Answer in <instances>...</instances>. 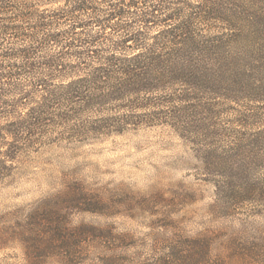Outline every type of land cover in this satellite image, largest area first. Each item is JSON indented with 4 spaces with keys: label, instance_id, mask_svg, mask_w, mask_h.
I'll return each instance as SVG.
<instances>
[{
    "label": "rangeland",
    "instance_id": "1",
    "mask_svg": "<svg viewBox=\"0 0 264 264\" xmlns=\"http://www.w3.org/2000/svg\"><path fill=\"white\" fill-rule=\"evenodd\" d=\"M245 50L188 103L152 99L186 105L178 127L54 130L0 163V264H264V54Z\"/></svg>",
    "mask_w": 264,
    "mask_h": 264
},
{
    "label": "trees",
    "instance_id": "2",
    "mask_svg": "<svg viewBox=\"0 0 264 264\" xmlns=\"http://www.w3.org/2000/svg\"><path fill=\"white\" fill-rule=\"evenodd\" d=\"M262 2L0 0V163L54 130L86 140L129 125L178 127L186 105L148 108L152 99L188 103L193 86L219 82L211 72L224 60L236 65L224 53L234 45L248 48L244 59L264 54Z\"/></svg>",
    "mask_w": 264,
    "mask_h": 264
}]
</instances>
